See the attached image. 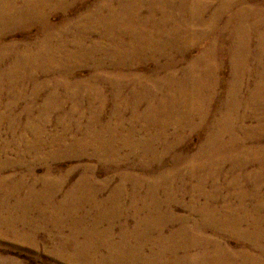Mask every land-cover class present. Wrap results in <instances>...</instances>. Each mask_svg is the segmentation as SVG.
I'll list each match as a JSON object with an SVG mask.
<instances>
[{
	"label": "bare ground",
	"instance_id": "1",
	"mask_svg": "<svg viewBox=\"0 0 264 264\" xmlns=\"http://www.w3.org/2000/svg\"><path fill=\"white\" fill-rule=\"evenodd\" d=\"M75 6L83 11L70 15ZM32 26L41 32L33 40L8 39ZM68 39L80 48L71 49ZM81 51L99 54L86 74L78 70L90 65L74 57ZM113 51L116 76L104 70ZM184 53L183 71L165 74L164 65L180 63ZM0 64V124L8 133L0 143V233L36 230L32 212L56 227L60 213L70 220L65 234L58 226L52 248L61 262L264 264V181H257L264 178V0H0ZM57 87L63 96L57 107L72 106L57 115L67 120L60 131L40 139L48 118L35 115L51 109ZM18 99L28 102L12 113ZM198 130L195 153L184 171L177 169L182 147ZM10 145L15 159L6 158ZM44 147L51 148L39 151ZM25 154L23 170L5 174L20 168ZM57 155L85 161L59 199L75 166L55 174ZM95 165L104 178L96 177ZM189 180L185 209L199 218L190 229L168 207ZM205 227L225 241L199 231Z\"/></svg>",
	"mask_w": 264,
	"mask_h": 264
},
{
	"label": "rangeland",
	"instance_id": "2",
	"mask_svg": "<svg viewBox=\"0 0 264 264\" xmlns=\"http://www.w3.org/2000/svg\"><path fill=\"white\" fill-rule=\"evenodd\" d=\"M88 1H90V0H88ZM82 11H83L82 8H77L75 6L74 10H71L69 12V14L73 15L75 12L80 13ZM158 16H159V14H157L156 18H155L156 23H159V21L157 20ZM222 19H223V16L221 17V21H222ZM80 23L81 22H77L76 24H73V26H77ZM39 34H41V32L40 31L37 32V30L34 29V27L32 26L28 29V31L27 30L24 31V34L22 31L13 32L12 35H10L8 37V39L17 40V41H21V40L31 41L35 38V36L38 37ZM68 44H69V47H71V49H72V46H74L75 49L80 48L77 46L78 43H75V41H73V40L68 39ZM195 51L196 50L191 51V54H195L197 52V51L196 52ZM54 52H57V51H54ZM114 52H116V51H113L109 55H107V56H109V59L104 66V70L105 71H111V75L116 76V72L120 71V69H119V67L114 68V65H117V63H118L116 58L111 57V56H113ZM71 57H73V55L70 54V58ZM74 57H75V60L77 62L83 63L82 62V59H83V61L85 60L87 62V64L90 65V63L92 61L94 62L99 57V54H94L93 56L87 58L88 54L85 52L83 53L81 51ZM182 57H183V59L180 60V63L176 64L177 67H175L176 65H174V66L164 65L165 74L168 73L171 75L172 72H174V71H179V72L183 71L184 67L187 65L186 60L189 57V55L184 53L182 55ZM50 65H51L53 71L59 70L57 63L55 65L53 63H50ZM150 65L153 66V62L149 60V66ZM80 67L82 68V69L80 68V70H78L80 72V74H86L87 71L94 69L93 65H92V67L90 65L91 68H88L83 64ZM0 68H1V64H0ZM61 71H67V70L64 69ZM70 74L76 75L77 72H73ZM152 74H155V73H152ZM225 75H226V71H221L219 73V76L222 78L225 77ZM155 76H160V73H157V75L155 74ZM110 90H111V88H110ZM107 91H109V90H107ZM45 92H49V91L47 90ZM55 92H56V97L53 100V105H52L51 109L45 111V113H42V115L36 114L37 113L36 109H37V104L42 101L43 96L40 95V97L35 102L37 104H32L31 115L36 114L35 115L36 117L44 116V117L48 118V123L45 124L43 127L44 132H41L39 134L40 139H44V138H46V136H48L50 134H57L60 131V123H64V121H67V120L63 118V119H60V121H57L56 120L57 115L62 113L61 110L68 109L70 107V105L72 106V104L70 102H64L63 103L64 106L61 109H59V107H57V102L60 99H62V97H63L62 93H61V88L57 87ZM24 102H28V101H22V100L18 99L17 105L14 106L12 109V113H15L16 111H21V106L23 105L22 103H24ZM211 102L213 103L214 106H216L215 105L216 104L215 102H217L216 96L214 99H212ZM109 107H110V104L107 101L104 105V108H103L104 115H106V113L109 111ZM0 109H1V107H0ZM24 116L27 117L28 115L24 114ZM18 117H19V120H21V121H23L25 119V118H23V115L21 113H18ZM124 117L126 120L128 119L126 115ZM72 118H74V117H72ZM101 118H103V114H102ZM104 119H105V117H104ZM4 124H5V122H4V120H2V123L0 124L1 125L0 126V143L5 138L8 137V133L5 130L6 125H4ZM15 131H16V129H15ZM190 134H191V136H190V139L188 140V142L186 143L187 145H184V147H182V151H181L180 155L178 156L179 157L178 162L180 164L179 163L175 164L177 169H181L182 171H184V169H185L184 165H188V159L187 158L189 157V155H192L195 153V149L198 145L197 140L202 137L203 132L198 130V131H194ZM70 135H71V133L66 135L67 140L70 139ZM74 136L78 137L79 133H76ZM115 143L117 144V142H115ZM19 147L22 148V144H20ZM12 148H13V146L10 145L9 151L6 153V158L15 159V156L12 152ZM50 148L51 147H48V148L44 147V148L40 149L39 151H41V152L49 151ZM26 154L23 155V157L20 159L21 162H23V164L21 165L20 168H17V166H15L11 169L8 168V169H6L5 174L6 173H15V172L17 173L18 171H22L24 168V164L27 163V161L29 160V156ZM4 157L5 156H1L0 160H2ZM54 160L59 163V166H55L54 161H52L53 167H56L54 169L55 174L61 172L62 170H63L62 171V174H63L65 169L72 167V166H75L72 169V171H70L65 176V179L61 185L59 192H56L55 199H59L61 197L62 191L67 189L68 186L71 185L77 179L78 174L80 173V167L77 164L84 163L85 161L81 162L78 160H68V159H64L63 157H60L58 155H57V159H54ZM168 162L170 163V165L173 164L172 161H168ZM86 163L94 165L93 161H87ZM227 167H228L227 163H223L221 169L224 170V168L226 169ZM94 169H95V173H96L97 178L100 179V178H104L106 176V173H104L102 170H100L96 165H95ZM250 169H251L250 166L246 167V170H250ZM35 172L37 175L39 174L40 166L36 165L34 175H35ZM229 179H230V176L227 177V180H229ZM24 181L31 182V176L24 174ZM257 181L262 185L264 178L259 177L257 179ZM112 182L113 181L110 180L108 182V184L111 185ZM108 184H105V185H108ZM192 184H193V180H189L187 182V187H185L184 192H182V191L181 192H177V191L173 192V198H172L173 203L168 205V207H170V205H171V207H173L172 212L175 213V216L177 218H179L180 221L184 220L185 221L184 226H187L189 229L192 228L191 223L193 220H195V221L199 220L198 215L196 214V211H194L192 214H188L187 210L185 209V207H187V205H188V193H189L188 191L191 188ZM35 186L38 188L40 186V184L36 183ZM206 189H208V188L206 187ZM103 191L107 192L108 189L105 188V189H103ZM25 192H26L25 189H20V191H19L20 194H25ZM223 193H225L224 190L221 191V194H223ZM170 196H172V195H170ZM9 201H12V199H9ZM119 201H118L119 204L123 205L125 203L124 196H122L119 199ZM3 210H4V207H3ZM32 214H33V216L38 218L37 223H38L39 227L36 228V230L25 231L24 233H20L17 235L0 233V264H78L77 262L75 263V262L70 261L68 259L63 261V262L58 261L57 255L53 254V252H52V248L54 246H56V244H57L56 233H57L58 226L63 225V229L61 232L63 234H65L66 229L68 227L67 224L70 223V220L67 217H65L64 214L58 213L57 216H61L63 223H60L58 226L54 227V225L51 221L41 220L44 217H39L35 212H32ZM77 216L78 215H75V217H77ZM85 220H84V222H85ZM87 221H88V219H87ZM71 222H73V220ZM13 226L16 229L20 230L21 225L18 224L17 222L14 223ZM154 228L155 229H161L159 226H154ZM155 229H152V230L154 231ZM199 231H203L204 232L203 234L207 235L208 237H211V239H213V240L225 241L224 237H222L219 234H214L209 227H205L202 230L199 229ZM110 236L114 239L117 238V228L116 227H114L112 229V231L110 232ZM232 237H234V236H232V235L226 236V241L229 242L230 245L233 244L232 240H230V238H232ZM49 252H51V253H49ZM63 252L68 253V252H70V249L68 247H64ZM146 252H147V250L143 249V253L146 254Z\"/></svg>",
	"mask_w": 264,
	"mask_h": 264
}]
</instances>
